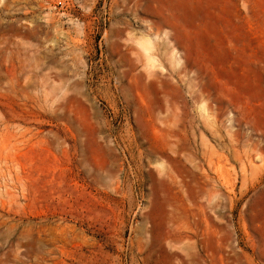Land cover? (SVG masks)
Returning <instances> with one entry per match:
<instances>
[{
  "label": "rangeland",
  "instance_id": "obj_1",
  "mask_svg": "<svg viewBox=\"0 0 264 264\" xmlns=\"http://www.w3.org/2000/svg\"><path fill=\"white\" fill-rule=\"evenodd\" d=\"M1 140L0 264H264V0H0Z\"/></svg>",
  "mask_w": 264,
  "mask_h": 264
},
{
  "label": "bare ground",
  "instance_id": "obj_2",
  "mask_svg": "<svg viewBox=\"0 0 264 264\" xmlns=\"http://www.w3.org/2000/svg\"><path fill=\"white\" fill-rule=\"evenodd\" d=\"M141 39H143V40H141ZM141 39H140L141 41H139L138 44H139L140 48L143 50V52H144V53H147V52L149 51L150 46H151V42H150L151 40L148 39V38H146V39L141 38ZM151 59H153V58H151ZM26 85H27V84H26ZM26 85H25V86H26ZM6 125H7V124H5V126H6ZM7 126H8V125H7ZM26 129H27V128H26ZM27 130H28V129H27ZM24 132H25V131H24ZM5 133H6V132H5ZM11 134H12V133H11ZM25 134H26V133H25ZM29 134H30V133H29ZM12 135L14 136V134H12ZM21 135H22V132H21ZM6 136H7V135H6ZM10 137H11V136H10ZM3 138H5V136H4ZM3 138H2V139H3ZM6 138H7V137H6ZM29 138H30V137H29ZM16 139H17V138H16ZM18 139H19V138H18ZM27 139H28V138H27ZM30 139H31V138H30ZM3 141H5V140L3 139ZM28 141H29V140H27V142H26L27 144H28ZM7 142L9 143V141H7ZM7 142H5V143H7ZM13 142H15V141H13ZM29 142H30V141H29ZM8 143H7V144H8ZM26 143H25V144H26ZM0 144H2V140H1V143H0ZM7 144H6V145H7ZM22 144H23V142H22ZM3 145H5V144L3 143ZM11 145H12V144H11ZM7 146H8V145H7ZM7 146H6V147H7ZM14 146H15V145H14ZM2 147H3V146H2ZM18 147H21V146H18ZM4 148H5V147H3V149H4ZM12 148H13V147H12ZM15 148H17V146H16ZM0 149H1V148H0ZM7 150H8V149H7ZM16 150H17V149H16ZM19 150H20V148H19ZM7 153H9V150H8ZM7 153H6V154H7ZM6 154H4V156H5ZM13 154H14V153H13ZM7 155H8V154H7ZM1 156H2V154L0 155V157H1ZM246 156H247V155H246ZM8 158H10V157H8ZM239 158H240V157H239ZM249 158H250V157H249ZM1 159H2V158H1ZM5 159L7 160V157H6ZM15 159H17V158H15ZM190 161H191V160H190ZM249 161H251V160L249 159ZM16 163L20 164L18 160H16ZM2 164H3V163H1L0 165H2ZM242 164L244 165V163H242ZM249 164H250V163H249ZM3 165H4V164H3ZM3 165H2L1 167H3ZM243 165H242V166H243ZM8 166H9V164L7 165V167H8ZM11 166H12V165H11ZM19 166H20V165H19ZM244 167H245V166H243V168H244ZM253 167H254V166H253ZM3 168H4V167H3ZM5 169H6V168H5ZM244 169H245V168H244ZM10 171H11V170H10ZM15 171H16V170H15ZM243 171H244V170H243ZM4 172L6 173V171H4V169H3V174H4ZM245 172H246V171H245ZM242 173H243V172H242ZM246 174H247V173H246ZM1 175H2V174H1ZM16 175H17V174H16ZM16 175H15V176H16ZM3 176H5V175H3ZM13 176H14V175H13ZM10 177H11V176H10ZM10 177H8V178H10ZM18 177H19V176H16V178H18ZM243 177H244V176H243ZM12 178H13V177H12ZM19 178H20V177H19ZM245 181H246V180H245ZM11 184H13V183H11ZM15 186H16V185H15ZM15 186H14V187H15ZM22 240H23V239H22Z\"/></svg>",
  "mask_w": 264,
  "mask_h": 264
},
{
  "label": "built area",
  "instance_id": "obj_3",
  "mask_svg": "<svg viewBox=\"0 0 264 264\" xmlns=\"http://www.w3.org/2000/svg\"><path fill=\"white\" fill-rule=\"evenodd\" d=\"M57 3H58V4H61V2H60V1H58Z\"/></svg>",
  "mask_w": 264,
  "mask_h": 264
}]
</instances>
